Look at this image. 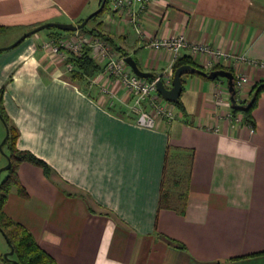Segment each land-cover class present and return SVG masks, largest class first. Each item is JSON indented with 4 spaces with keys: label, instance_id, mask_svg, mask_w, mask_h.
I'll return each instance as SVG.
<instances>
[{
    "label": "crops",
    "instance_id": "obj_1",
    "mask_svg": "<svg viewBox=\"0 0 264 264\" xmlns=\"http://www.w3.org/2000/svg\"><path fill=\"white\" fill-rule=\"evenodd\" d=\"M99 5L0 0L6 30L0 48L44 23L75 24ZM91 28L153 77L169 68L171 52L149 42L183 34L244 56L218 64L248 79L236 102L264 81V67L247 63H264V0H151L117 11L109 5ZM44 31L0 51V101L17 132L16 147L51 168L46 176L19 163L26 197L12 186L5 215L28 229L56 264H264V91L250 132L226 117L232 103L225 78L183 75L185 116L174 107L175 119L156 118L153 128H143L129 114L131 97L92 53L101 67L97 82L72 81L65 62L43 46L51 40ZM181 55L188 56L184 49ZM203 60L192 58L208 72ZM5 134L0 121V145ZM1 148L0 169L8 159ZM0 235V264H10Z\"/></svg>",
    "mask_w": 264,
    "mask_h": 264
},
{
    "label": "built area",
    "instance_id": "obj_2",
    "mask_svg": "<svg viewBox=\"0 0 264 264\" xmlns=\"http://www.w3.org/2000/svg\"><path fill=\"white\" fill-rule=\"evenodd\" d=\"M151 0H110V6L113 10H122L130 8L133 5H138L141 8L147 6ZM78 31V30H77ZM68 36L61 38L58 41L50 40L43 43L52 54H54L60 61L65 62L68 53L79 54L81 47L84 44H89L91 53L96 60L100 61L103 66L104 72L116 79L119 85L131 97V103L128 105L129 114L134 118V122L143 128L151 129L155 125L156 118H162L171 121L176 118L174 106L164 100L156 91V81L161 80L165 87H170L172 81L171 72L174 62L182 55V50H186L189 57H203L202 67L205 69H212L222 61H229L235 59L244 62L245 58L242 55H233L222 51L219 48L209 46L204 43L189 42L183 34L176 36L163 37L154 39L149 42V45L155 49L164 48L171 52V63L169 68L161 75L152 77L151 79L140 78L135 75L132 70L127 66L124 57L116 56L106 43L101 40H94L93 37L87 38L84 34ZM92 43V44H91ZM248 64L259 65L264 67V63L258 64L254 61H248ZM67 71L71 70V65L65 63ZM99 76H93L89 80L94 83L97 82ZM248 83V79L244 75H237L234 78L235 94L240 93ZM104 94L107 90L103 89ZM219 94V93H218ZM112 97V94H110ZM226 117L233 123H239L241 117L237 115L235 118L231 116L230 111L227 112ZM250 132L254 131L252 124H247Z\"/></svg>",
    "mask_w": 264,
    "mask_h": 264
},
{
    "label": "trees",
    "instance_id": "obj_3",
    "mask_svg": "<svg viewBox=\"0 0 264 264\" xmlns=\"http://www.w3.org/2000/svg\"><path fill=\"white\" fill-rule=\"evenodd\" d=\"M101 1L102 0H100V3ZM109 2L110 0H106L103 8L97 14H94L89 20L98 17L99 15H101V13L107 10ZM81 21L82 20H80L79 22ZM82 29L87 33L100 36L108 40L111 44H114L111 37L101 32H98V30L96 29H87L86 26ZM0 30L4 31V28L0 27ZM43 30L47 32L46 33L47 38L52 39L55 42L56 39L60 38L63 34L71 33V31L63 32L53 27H49ZM117 50L121 53L122 56L127 55L119 48H117ZM65 63L70 64L72 67L71 70L68 71L70 79L72 81H77V82L85 81L87 83L89 78L93 77L96 73H98L101 70V67L92 58L90 49L87 47L82 48L79 54L68 53ZM182 65H192L196 68L201 69L198 65H196L192 61V59L189 56H182L178 58L174 63L173 71L177 67ZM216 69H222V67L216 66L211 70H216ZM225 70L232 72L230 69H225ZM263 91H264V81L254 83L249 90L248 99L245 101L235 102V104L231 106L230 108L231 116L235 118L237 115H239L241 117V121H243L246 124H252L254 126L252 111L257 104V99L260 93ZM170 103L173 104V106L176 109H178V111L182 114V116H185L184 108L180 100H178L176 103L175 102H170ZM0 117L8 134L5 142L3 143V147H5L6 150L8 151L7 158L10 162L9 167L5 169L7 173L6 176L0 181V231L2 235L5 237L9 250L12 249L13 251L12 255L10 256L11 259L8 261L10 262V264H56L55 259L46 250H44L41 246L37 244L33 235L29 232L28 229H26L22 224L8 218L3 212V205L6 201L8 192L12 186L16 187L19 195L26 197V191L20 184L17 176V166L19 165V163L28 162L32 165H35L39 167L46 176L50 174L51 168L44 160L36 157L31 152L17 149L16 147V141L18 137L17 132L15 128H13L8 123L7 117L1 105V101H0Z\"/></svg>",
    "mask_w": 264,
    "mask_h": 264
},
{
    "label": "water",
    "instance_id": "obj_4",
    "mask_svg": "<svg viewBox=\"0 0 264 264\" xmlns=\"http://www.w3.org/2000/svg\"><path fill=\"white\" fill-rule=\"evenodd\" d=\"M105 1L106 0H102L99 7L95 11L90 13L86 18H84L81 22H79L77 24H63V23H54V22H48V23L41 24V25H39L35 28H32V29L26 31L25 33H23L20 37H18L9 46L0 48V51L12 48V47L16 46L18 43H20L21 41H23L25 38L29 37L30 35L37 33L43 29L49 28V27H53V28H56V29L61 30V31H71V32L81 30L82 28H84L86 26L89 19L94 14H97L103 8ZM124 61L127 64V66L132 70V72L135 75H137L138 77L144 78V79H151L153 77L152 73L142 71L138 67L137 63L135 62V60L131 56H125ZM192 74H197V75L203 76V77L210 79V80H214L216 78H225L227 80V85H228L229 99H230L232 105L235 104L236 100H235V88H234V75L232 72H230L228 70H224V69H216V70H211V71L206 72V71L201 70L199 68H196L192 65L179 66L173 71L172 81H171L170 87H168V88L165 87L163 85V83L161 82V80L156 81L157 93L167 102H175L176 103L179 100V97H180V94L182 91L181 77L183 75H192ZM0 120L2 122L1 117H0ZM7 136H8V134L6 131L5 137H4V139L0 145L1 151H2L1 147H2L3 143L5 142ZM3 154H4V152H3ZM9 165H10V162L7 159V164L3 168L0 169V173L2 170L7 169L9 167ZM12 253H13L12 249H10L7 253H4L3 254L4 259L8 260V257L10 255H12Z\"/></svg>",
    "mask_w": 264,
    "mask_h": 264
},
{
    "label": "rangeland",
    "instance_id": "obj_5",
    "mask_svg": "<svg viewBox=\"0 0 264 264\" xmlns=\"http://www.w3.org/2000/svg\"><path fill=\"white\" fill-rule=\"evenodd\" d=\"M109 5H110V2H109ZM109 5H108V7H109ZM107 12V10H105L103 13H106ZM100 16V15H99ZM97 17H95L94 19H91V20H89L88 22H87V24H86V28H88L89 26H90V24H92L93 22H94V20L96 19ZM79 21H77V22H75V24H77ZM91 29H96V28H91ZM96 30H98V32H101L99 29H96ZM4 31H6L5 29H4ZM3 30H0V32H4ZM44 32H46V31H44ZM63 32H65V31H63ZM76 33L74 34V35H80V36H82L83 34L85 35V36H87V38H89V37H93V39L94 40H96V39H98V40H101V41H104L105 43H106V46H108L109 47V49L112 51V52H114L115 54H116V56H118V57H120V56H122L121 55V53L117 50V48H116V45L115 44H111L108 40H106V39H104V38H102V37H100V36H97V35H94V34H91V33H87V32H85L83 29H81V30H78V31H75ZM47 33V32H46ZM74 32H71V33H65V34H63L60 38H58V39H56V41H58V40H60L61 38H67L68 36H72V34H73ZM0 41H1V39H0ZM92 44V43H91ZM114 45H115V47H114ZM84 47H87V48H89L90 49V52H91V47L89 46V44H84L81 48H84ZM71 53V52H70ZM72 54V53H71ZM191 58V57H190ZM176 62V61H175ZM174 62V63H175ZM174 65V64H173ZM218 66V65H217ZM214 67H216V66H214ZM214 67H212V68H214ZM201 68V67H200ZM202 69V68H201ZM203 70V69H202ZM208 71L209 70H211V69H207ZM225 70V69H224ZM204 71H206V70H204ZM171 72L173 73V66H172V70H171ZM240 75V74H239ZM215 80H217V79H215ZM247 85H248V83H247ZM247 85L245 86V88L247 87ZM171 86V85H170ZM252 86V85H251ZM251 86H250V88H251ZM250 90V89H249ZM219 93V92H218ZM218 93H216V101H217V103H219V97H220V93L218 94ZM170 103V102H169ZM171 104V103H170ZM173 105V104H172ZM1 121V120H0ZM4 151V150H3ZM2 240V241H1ZM4 246H5V241H4V239H2V237H1V235H0V247L1 248H4Z\"/></svg>",
    "mask_w": 264,
    "mask_h": 264
}]
</instances>
